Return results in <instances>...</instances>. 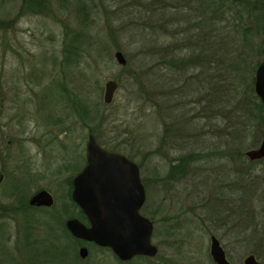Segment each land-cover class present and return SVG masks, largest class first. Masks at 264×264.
Listing matches in <instances>:
<instances>
[{
	"label": "rangeland",
	"instance_id": "374dc122",
	"mask_svg": "<svg viewBox=\"0 0 264 264\" xmlns=\"http://www.w3.org/2000/svg\"><path fill=\"white\" fill-rule=\"evenodd\" d=\"M21 5L22 0H0V168L5 174L0 184V213H3L2 207L8 210L7 205L11 202L29 207L28 198L38 189L49 191L54 203L51 209H31L25 214L10 211V220L4 218L10 237L0 233V243L7 241L10 251H21L13 217L18 221L24 216L55 217L56 243L59 251L61 248L57 264L62 263L60 260L69 261L74 255L82 262L79 264H113L110 251L78 239L75 241L64 225L69 215H79L66 196L69 191L67 180L75 171H71L68 164L76 168L84 163L87 138L92 134L99 144L109 149L115 147L114 151L126 156L133 155L141 179L145 181L146 199L140 212L154 220L151 241L158 253L153 260L124 264H215L209 255L210 234L219 238L232 264H243L248 253L255 254L264 264V185L249 190L242 183L249 179L248 175L241 176L242 171L236 170L252 167L251 174L263 180L264 163L253 162L250 166L232 157H216L220 151L234 149L235 132L243 127V112L235 106L240 105V97L230 89L234 81L217 83L221 91L219 98L215 96V102L210 99L214 92L208 94L211 85L217 82L216 76L224 75L221 67L234 60L235 49L243 39L236 31H241L242 26L232 30L230 22L231 28L228 27L225 34L236 44L234 49L225 43L224 55L221 52L219 57L222 58L209 65L212 69L185 70L184 77H195L188 86L189 91L169 98L170 95L162 97L156 91L162 90L165 81L168 85L164 88L175 91L176 77L165 74L163 78L169 79L163 80L149 72L148 67L158 60L149 55L143 61L146 52L143 50L173 41L167 35L160 43L152 42L150 34L159 28V14L165 11L163 16L167 19L181 14V18L190 22L201 15L198 1L39 0V8L34 10L29 9L31 0H25L23 11L20 9L16 19ZM79 5H85L83 12L90 14L88 20L81 18ZM228 8L233 16L239 15L244 23H249L247 26L256 20L242 12L239 4L230 3L223 6L227 17L231 16ZM24 13L28 15L23 16ZM83 28L87 35L84 39L92 46L81 55L78 64H68L64 60L67 55L65 45L72 39V31ZM253 40L257 39L254 37ZM263 41L260 42L262 46ZM232 49L234 55L229 53ZM116 51L122 52L125 64L116 61ZM260 59L255 53H247L238 75L245 83L252 76L254 78L253 67ZM239 77L231 79L241 80ZM110 79L115 80L118 87L112 101L105 103L104 85ZM198 86L200 91H194ZM81 98L95 106L102 123H82L73 109L77 107L76 99ZM219 99L222 106L228 107L227 119L210 116ZM164 120L173 124L166 147L160 148ZM262 137L249 149L257 147ZM250 140L245 138L244 143L248 144ZM190 152L203 157H188V162L185 156ZM165 153L167 157H164ZM178 156L182 157L183 165L181 161L179 166L178 161L175 162ZM26 157L30 160L26 161ZM29 166L34 169V172L26 171L31 175L22 171L25 167L30 170ZM172 166L176 168L173 176ZM230 186H233L232 191L228 189ZM227 193L232 196L234 206L240 207L243 203L244 207L250 206L252 215L256 213L255 227L245 209L238 207L234 208L237 211L234 223L240 224L235 226L234 233L229 231L225 213L231 201L226 203L230 196ZM48 235L41 231L40 237H46L40 240L44 247L51 239ZM82 244L89 250L86 259L78 256ZM35 246L33 244L32 254L36 256L39 248ZM12 256L0 247V264H5L4 258L11 259ZM72 260L74 264L78 263L76 259Z\"/></svg>",
	"mask_w": 264,
	"mask_h": 264
},
{
	"label": "trees",
	"instance_id": "16d2710c",
	"mask_svg": "<svg viewBox=\"0 0 264 264\" xmlns=\"http://www.w3.org/2000/svg\"><path fill=\"white\" fill-rule=\"evenodd\" d=\"M192 1H198L199 8H202L201 15L199 14L197 17L194 18V20L190 19L189 21H185L184 18H181V14H174L172 16H169L168 19L164 18L163 15H165V11H163V14H159L160 16L157 17V26L158 29H154L153 32L150 34V38L153 40L152 42L160 43L163 39L167 37V35L170 37L171 40L167 45L164 46H153L151 49L143 50L146 51L143 56L144 58L147 56H151L157 58V62L154 63L155 65L149 66L148 71H152L153 75H156L157 78H162L163 80L167 77L163 78L165 74H171L176 77L175 81H177L176 89L175 91L169 89L166 90L164 87L167 86V82H163L161 85L163 88L161 91H156L160 94H162V97H166L170 95L169 98L173 94L180 95L184 91L188 92L190 85V82L195 78H186L185 76V70L187 72H190L192 69H199L203 70L207 69L210 64L215 63L217 58L221 59L222 57L220 53L224 51L225 43H229L233 46V49L236 44H234L233 41L228 40L225 33H227L226 29L230 26V22L232 23V30L233 27L237 28L238 26H242L241 31L237 30L236 34H240V36L243 37L242 43L237 46L235 49L236 53L233 54V49L229 51L230 54H233L234 60L231 61L229 64H224V67H221L223 69L224 75H217L216 79L217 82H215V85H211L210 91H208V94L210 95V99L212 102H215V96L219 98V93L221 91V88L218 86L217 83L220 85V83H227L234 81L232 84V88H230L236 96L240 97V105H235L238 107L242 112V119L243 121V127L235 132V140L233 141V147L234 149H228L226 151H220L219 154H216V157H232L233 160L242 161L247 163V165L250 164V166L253 165V162H260L256 160H249V158L245 155V152L247 149H249L251 146L256 145L259 142L260 137L264 135V108L259 100V98L254 93L253 89V76L250 78V80L246 81L240 78L238 75L241 71V64L245 63L247 53H255L258 58L263 59L264 58V46L261 45L260 42H262L264 38V0H192ZM226 3H230L232 5L239 4L240 9L242 12H244L249 18H255V22L251 25H248L249 23L245 22L244 19L241 16H233V13L231 12V9H229V12L231 13V16H226V11L223 9V6L225 7ZM166 7V6H165ZM85 5H79V12L81 14V18L84 17L87 20L89 19L88 16H90L89 13H85ZM169 9H166L168 11ZM181 10V9H180ZM197 10V9H196ZM207 11V12H206ZM253 14H255L253 16ZM169 15V14H168ZM185 22V25H184ZM189 23V24H188ZM167 27L168 30L165 28ZM229 27V28H231ZM194 29V33H193ZM192 30V31H191ZM73 37L70 40V42L65 45L64 53L66 52V57L64 60L68 64H78L81 61V55H83L84 52H88L87 49L92 46L91 42H87L84 37L87 35L85 34V28L81 29L80 31H72ZM187 34H190L191 37ZM254 37L257 40H253ZM261 37V38H260ZM259 38L261 39L259 42ZM264 42V41H263ZM163 43V42H162ZM240 48L243 50L240 51ZM119 48H117L118 50ZM216 56V59L214 58ZM218 56V57H217ZM244 58V59H243ZM260 59V60H261ZM260 60L255 63L253 69L255 70L256 66L260 62ZM218 61V60H217ZM222 61V60H220ZM73 62V63H72ZM224 63V62H222ZM191 68V69H190ZM212 69V68H208ZM133 71L130 73L132 74ZM141 73V72H140ZM144 73V72H143ZM141 73L142 75H144ZM199 74V73H198ZM231 77L238 78L241 80H232ZM186 78V79H185ZM169 79V78H167ZM191 79V80H190ZM197 82H201L198 78H196ZM194 91H200L199 86L194 88ZM84 100V99H83ZM82 98L79 99V101L76 99V106L73 109L76 111L77 115L79 116L80 120L83 124L92 125L94 124H100L101 117L97 114V109H95V106H92V104L87 103L86 101H83ZM217 105L216 109H212V113L210 116L212 118H219V119H227V116L229 114L228 107L225 108V105L222 106L220 104ZM236 104V103H235ZM181 112V111H180ZM167 120V119H166ZM164 120L163 122V128H162V135L160 138V145L158 147L161 148L162 145L166 147L167 145V136L169 132L171 131V125L173 124H167V121ZM98 121V122H94ZM87 122V123H85ZM102 123V122H101ZM98 124V125H99ZM234 130L236 128H233ZM242 134H246L243 136ZM250 138V143L245 144L244 139ZM96 139V136H95ZM102 145V144H100ZM104 148L114 151L115 147L107 148L106 146L102 145ZM178 149V148H177ZM179 150V149H178ZM180 151V150H179ZM210 154H213L211 152ZM203 157V155L194 154L193 152L187 153L185 156V160L188 161V157ZM205 156L208 157L206 154ZM132 159V156H128ZM164 157H167L166 153L164 154ZM241 157H244L245 160H242ZM182 157L178 156V159H175V162H177L178 166L180 165V161ZM133 160V159H132ZM189 162V161H188ZM187 163V162H186ZM263 164L262 162H260ZM251 168H248L246 166V169H236L237 172H240L241 176H245L247 174L249 179L242 180V183L249 188V190L253 188H259L264 185V179L261 180L257 176H253L251 174ZM173 173H171V176L176 171V168L174 166L171 167ZM250 170V171H249ZM247 171V173H245ZM181 173V172H180ZM179 173V174H180ZM176 174V173H175ZM68 188L70 189L71 186V178L68 180ZM143 184L145 185L144 179H142ZM250 186V187H249ZM68 198V203L75 206L73 200L70 197L69 191L66 194ZM68 205V204H67ZM24 208L27 209L28 207L24 205ZM28 210V209H27ZM26 211V210H25ZM69 217H71L69 215ZM68 233V231L66 230ZM59 251V250H58ZM61 251V248H60ZM59 251V254L61 252ZM60 256V255H59Z\"/></svg>",
	"mask_w": 264,
	"mask_h": 264
},
{
	"label": "water",
	"instance_id": "95a60500",
	"mask_svg": "<svg viewBox=\"0 0 264 264\" xmlns=\"http://www.w3.org/2000/svg\"><path fill=\"white\" fill-rule=\"evenodd\" d=\"M114 57L119 64L126 59L121 51ZM118 83L110 79L104 85L103 101L110 103ZM254 93L264 108V58L255 69ZM249 160L264 159V136L259 145L246 150ZM86 165L74 176L71 196L82 209L89 226L77 218L66 221V227L75 237L109 247L125 260L135 255H155L157 247L152 243L153 224L140 212L145 202V188L138 164L122 153L102 147L92 134L86 142ZM0 172V182L2 180ZM54 199L46 189L39 190L30 199L31 205L51 206ZM210 254L216 264H231L215 236L211 237ZM86 255V248L80 249ZM245 264H260L249 255Z\"/></svg>",
	"mask_w": 264,
	"mask_h": 264
},
{
	"label": "flooded vegetation",
	"instance_id": "af4514ba",
	"mask_svg": "<svg viewBox=\"0 0 264 264\" xmlns=\"http://www.w3.org/2000/svg\"><path fill=\"white\" fill-rule=\"evenodd\" d=\"M22 2H23V5H24L25 4V0H22ZM31 2H32V5H31V7L29 9H34L35 10V9L39 8V6H38L39 0H31ZM23 5H21V8H19V10L17 12V15L15 17L16 19H18V17L20 16V9H21V12L23 11ZM27 13H24L23 16L28 15ZM26 158H27V159H25L26 161L30 160V157H26ZM127 158L132 160L130 157H127ZM86 161H87V157H85L84 163L81 166L79 165L80 167L77 166L76 168L75 167H71V165H70L71 163L68 164V166L71 169V171L75 170L74 174L71 177V186H70V189H69V193H70L71 199H72L71 191L73 189L72 180H73L74 176L76 174H78L85 167ZM256 161H260V162L264 163V159H258ZM23 162H24V159H23ZM183 162L184 161L181 160V165L184 164ZM30 168L32 169V166ZM31 169L27 170V167H25V168L22 169V171H24V172H26V171L34 172V169H32V170ZM0 172L2 173V176H3L2 180L0 182V184H1L2 181L4 180L5 174H4V171L1 168H0ZM26 173L31 175L29 172H26ZM228 189H229V191H232L233 190V186H230ZM39 190H41V189H38L37 191L33 192L31 194V196L28 198V206H29L27 208L28 210H31V209L32 210L33 209H38L39 210V209H43V208H47V209L50 208L51 209V207L53 206V204L51 206L31 205L30 204L31 197L34 194H36ZM13 194L16 195L17 193L13 192ZM227 194L230 195L229 193H227ZM52 197H53V195H52ZM231 197H232L231 195L227 196V202L226 203L228 204L231 201V204L229 203L228 206H227L226 213H225V218H226V224L228 225V228L230 229L229 231L234 233L235 226L240 224V222H238L237 224L234 223L235 213L237 212V211L236 212L234 211V208H238L239 206L237 204L235 206H234V204H232ZM145 199H146V196H145ZM73 202H74V200H73ZM74 204H75V207H76L79 215L66 218V220L64 221V225H65V228L68 231L69 235L73 239H75V241H77V239H78L79 242H82V243H85V244H88V245H91V246H96L98 248L107 249L108 251L111 252L110 257L113 259V262H112L113 264H118V262H119V264L130 263V262H132L134 260L136 262L144 260V259L145 260H149V259L153 260V258L157 255L158 250H157L156 254L152 255V256H149V255H135V256H132L129 259L123 260V259L119 258L109 247L100 246V245H97L96 243H94L93 241H88V240H84V239L75 237L74 235L71 234V232L66 227V221L68 219H71V218H77L80 222L84 223L87 226H89V221L87 220V218H86L84 212L82 211V209L75 202H74ZM7 206L9 207V208L7 207L8 210H6V208L2 207L3 213H0V217L3 216L2 219H0V233L3 234V235H4V233L7 234V238H8V236L10 237V234L8 233L7 224L6 223L4 224V218H6V220L9 221L10 220V217H9L10 211L13 212V214H17V213H21V212H23V214H25V210H27V209L24 208V204L15 203V202L8 203ZM239 208L243 209V210L245 209V211L247 213V217L249 219H253V226L255 227L256 224L254 223V220L256 221V219H255L256 213L254 215H252L250 213V210H249L250 206H249V208H248V206L244 207L243 203L240 205ZM13 218L16 221L15 225L17 226L16 227V232H17L16 241H18V248H20L21 251L18 252V253H14L13 251H10L9 244H8L9 242L4 241V243H3V241H2L0 243V247L2 246L5 249V251H8L10 254L13 255L12 256L13 259L12 258L11 259L4 258V263L5 264H57V261H59V258H61L59 256L58 245L56 243V240H57V237H58L57 232H56L57 219L55 217L41 218V217H36V216H27V217L24 216L22 219H20V221H18V219H16L15 217H13ZM149 219L151 220V222L153 224V230H152V235H153L154 220H153V218H149ZM221 221H223L222 217H221ZM18 222H20V223H18ZM242 224H244V223H242ZM43 230L46 233V235L50 234V236L49 235L48 236L51 238L49 240V243L44 244L45 247L40 242V240L42 239L40 237V235H41V231H43ZM212 236H215V235L214 234H210V237H209V255H210V257H211L210 244H211V237ZM215 237L219 241L220 246L223 248L227 260L232 264V262L227 257V253H226L224 247L222 246L221 241L219 240V238L217 236H215ZM151 238H152V236H151ZM44 239H42V240H44ZM36 242H39L38 243L39 245L36 244ZM262 242H264V241H262ZM33 244H35L39 248V252H38V254L36 256L32 254ZM81 248H86V255L84 257H82L80 255V249ZM57 253H58V255H57ZM88 254H89V250H88L87 246L83 245V244L80 245L79 248H78V256H79V258L80 259H86L88 257ZM249 255H254V257L257 259L255 254L248 253L247 255H245V257H244V259L242 261L243 264H245V262H244L245 258L248 257ZM72 259H76L78 261L77 264L82 263L75 255H74V257L69 258V261L67 259L66 260L67 262H65V263H64L63 260L62 261L60 260V263L62 262L61 264H71V263L74 264V261ZM211 259H212V257H211ZM212 261H213V259H212ZM150 262H152V261H150ZM260 264H262V263L260 262Z\"/></svg>",
	"mask_w": 264,
	"mask_h": 264
}]
</instances>
